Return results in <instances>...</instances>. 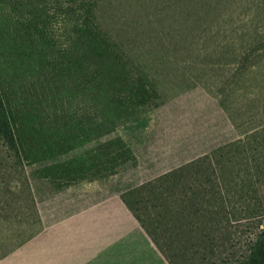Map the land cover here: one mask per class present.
I'll use <instances>...</instances> for the list:
<instances>
[{"label": "rangeland", "instance_id": "374dc122", "mask_svg": "<svg viewBox=\"0 0 264 264\" xmlns=\"http://www.w3.org/2000/svg\"><path fill=\"white\" fill-rule=\"evenodd\" d=\"M0 93L23 152L0 137V264L45 224L202 160L204 183L212 160L233 189L224 256L263 228L264 0H0Z\"/></svg>", "mask_w": 264, "mask_h": 264}, {"label": "trees", "instance_id": "16d2710c", "mask_svg": "<svg viewBox=\"0 0 264 264\" xmlns=\"http://www.w3.org/2000/svg\"><path fill=\"white\" fill-rule=\"evenodd\" d=\"M2 97L3 94L0 96V137L4 139L10 149L21 156L23 155L22 147L4 112L2 104L4 98ZM204 162L202 160V167L197 162L191 163L183 169L182 173H165L156 179L157 184L147 182L141 185L130 193L135 198L132 204L127 198L123 199L128 208L134 211L170 264H200L197 259L199 261L211 259V264H264V226L247 245L242 255L235 259L224 256L228 242V236L225 234L229 226L230 211L228 206L234 202L229 193L233 189L231 182L226 181L227 175L224 179L226 182L223 184L212 160L208 161V167L213 171L214 177H210L216 181V184L209 183L212 179L204 183L200 169V167H204ZM225 169L226 166H223L224 171ZM225 174H229L228 171ZM250 180L249 185L241 186V191H244L240 193L239 202L256 200V197L251 199L248 196L251 188L255 193V189L252 187L253 181ZM170 182L171 184H169ZM147 192L149 193L147 194ZM251 196L253 197V194ZM143 202L148 205L144 211L145 219L136 212L138 208L135 207ZM134 204L136 205L134 206ZM258 215H253V217ZM253 217H249L244 211V219Z\"/></svg>", "mask_w": 264, "mask_h": 264}, {"label": "crops", "instance_id": "0c3cea01", "mask_svg": "<svg viewBox=\"0 0 264 264\" xmlns=\"http://www.w3.org/2000/svg\"><path fill=\"white\" fill-rule=\"evenodd\" d=\"M123 198L114 193L45 224L21 245L19 260L3 264H170Z\"/></svg>", "mask_w": 264, "mask_h": 264}]
</instances>
